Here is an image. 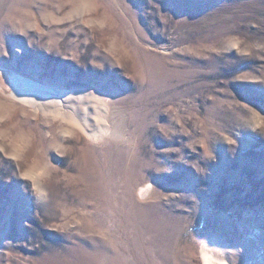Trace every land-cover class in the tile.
Returning a JSON list of instances; mask_svg holds the SVG:
<instances>
[{
	"label": "rangeland",
	"instance_id": "obj_1",
	"mask_svg": "<svg viewBox=\"0 0 264 264\" xmlns=\"http://www.w3.org/2000/svg\"><path fill=\"white\" fill-rule=\"evenodd\" d=\"M7 73L95 136L0 90V264H264V0H0Z\"/></svg>",
	"mask_w": 264,
	"mask_h": 264
},
{
	"label": "bare ground",
	"instance_id": "obj_2",
	"mask_svg": "<svg viewBox=\"0 0 264 264\" xmlns=\"http://www.w3.org/2000/svg\"><path fill=\"white\" fill-rule=\"evenodd\" d=\"M0 90L6 92L10 98L23 104H28L33 108L34 112H42L41 114L45 118H60L65 125L77 127L81 131L83 130L88 136H95L91 131L92 128L87 127L89 124L86 119V109L81 114L76 113V109L73 106L72 109L64 110L62 103L65 100H70L72 94L64 93V91H52L46 88V86L41 87L40 85L23 79L21 76L8 73L2 77L0 76ZM145 191L146 189L144 188L140 190L141 193ZM203 258L204 264H219L213 261V258L211 259L206 253L203 254Z\"/></svg>",
	"mask_w": 264,
	"mask_h": 264
}]
</instances>
